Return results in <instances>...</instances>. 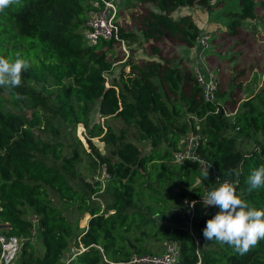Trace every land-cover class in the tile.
Segmentation results:
<instances>
[{
  "label": "trees",
  "instance_id": "obj_1",
  "mask_svg": "<svg viewBox=\"0 0 264 264\" xmlns=\"http://www.w3.org/2000/svg\"><path fill=\"white\" fill-rule=\"evenodd\" d=\"M208 1L124 4L148 5L140 17L143 37L158 42L168 36L192 48L199 38L197 25L172 13ZM229 1L236 9L225 12L230 21L222 31L237 35L245 23L256 20L258 0ZM100 5L101 0H20L0 12V56L11 60L20 53L31 64L20 87H0V232L20 241L13 264H61L67 251V264H136L133 257L160 254L171 242L178 248V264H264V239L244 255L206 240L203 229L219 208L202 204L208 191L230 181L250 207L264 209V188L249 192L247 183L251 171L264 165V84L250 94L246 86L239 104L231 90L222 100L225 91L219 87L215 100L205 101L194 68L182 56L120 62L119 41L85 40L88 15ZM119 13L118 8L120 38L138 43L137 34L122 28ZM117 62L120 74L109 82ZM231 104L235 109L230 112ZM94 109L105 119L134 126L150 149L142 152L123 127L92 123ZM55 119L72 127L73 138L61 135ZM79 123L87 130L89 152L75 134ZM191 135L198 136L196 158L177 162L176 154ZM95 137L107 153L95 147ZM84 154L107 177L97 173L85 180L79 171ZM201 160L210 164L207 179ZM227 169L235 172L226 175ZM94 193L103 204L91 197ZM59 201L87 213L86 225L80 228L69 220ZM182 205L190 211L189 226L166 219ZM34 235L41 239L40 251Z\"/></svg>",
  "mask_w": 264,
  "mask_h": 264
},
{
  "label": "rangeland",
  "instance_id": "obj_2",
  "mask_svg": "<svg viewBox=\"0 0 264 264\" xmlns=\"http://www.w3.org/2000/svg\"><path fill=\"white\" fill-rule=\"evenodd\" d=\"M125 1L120 0L118 5L121 26L126 32L137 34L139 41L136 44L132 42H126L124 45L116 43L115 47L118 57L121 58L120 62L127 59L130 62L142 64L145 61L157 60L158 57L174 61L179 56H182L185 60L189 61L194 71L197 67L201 66L206 79L212 80L216 88L219 87L225 91V95L221 97L222 100L228 98L227 91L231 90L232 98L237 104L240 103L246 93V86H250V94L253 90L258 89L264 84V0H258L256 20L245 23V28L238 29L237 35H231L222 31L227 28V24L230 21L225 12L236 9V5L234 3L231 4L229 0H225L223 6L218 5L222 0H209L208 5L196 3L192 6L178 8L172 13V17L188 16L199 29V38L192 48L181 46L178 44V41L168 36L162 37L158 42L143 37L140 17L146 13L148 5L139 2L136 7H132L126 5V3L124 4ZM152 46L156 47L158 52L152 51ZM124 47L127 49V52L124 51ZM121 65L118 62L114 65V71L109 76V82L113 78L118 79ZM128 70L129 67H125V71L127 72ZM237 83L243 87L240 88ZM232 84L235 86L234 88H232ZM234 109L235 106L231 104L228 110L231 112ZM25 112L29 114V110ZM54 122L58 124V128L64 138H73L72 127L63 125L59 119H55ZM92 123L100 124L101 126L109 123L116 130L123 127L127 131L128 139L136 143L142 152L150 149L148 141L138 139L134 126L126 125L118 118L111 117L105 119L94 109ZM80 124L76 126L75 134L81 140L83 147L89 152L90 148L87 143L88 133L86 128L84 126L82 128ZM37 132L43 137H50L47 132ZM91 140L101 154L108 152L107 147L104 146V143L98 137L91 138ZM251 146L248 147L250 148ZM79 171L87 181L91 178V174L96 175L99 173L102 175L103 173L102 168L98 170L97 167L95 169L91 167L90 158L86 154L83 155ZM51 196L54 203L58 201V197L55 194H51ZM100 203H104L103 199ZM59 205L64 207V214L69 220L77 222L80 228L86 225L89 218L87 213H80L75 206H69V203L66 202L63 204V202L59 201ZM189 214L190 211L187 205H182L173 208L170 214L171 217L166 219H172V222L178 225L189 226ZM33 241L40 251L42 249L40 237L34 235ZM68 252L70 251H67L65 255Z\"/></svg>",
  "mask_w": 264,
  "mask_h": 264
},
{
  "label": "clouds",
  "instance_id": "obj_3",
  "mask_svg": "<svg viewBox=\"0 0 264 264\" xmlns=\"http://www.w3.org/2000/svg\"><path fill=\"white\" fill-rule=\"evenodd\" d=\"M20 0H0V12L17 5ZM31 67L29 60L20 53L14 59L0 56V87L18 88L22 84V73ZM22 97L17 93V99ZM210 164L202 173L205 179L209 175ZM235 169H227L225 174L232 175ZM248 191L264 188V165L254 168L248 179ZM205 208L215 206L219 211L207 220L203 229L206 240H216L221 245L227 244L241 255L248 253L264 239V209L250 207L236 194L232 183L225 181L202 197Z\"/></svg>",
  "mask_w": 264,
  "mask_h": 264
},
{
  "label": "built area",
  "instance_id": "obj_4",
  "mask_svg": "<svg viewBox=\"0 0 264 264\" xmlns=\"http://www.w3.org/2000/svg\"><path fill=\"white\" fill-rule=\"evenodd\" d=\"M100 5L96 10L89 13L87 21L85 23L86 30L84 32L85 40L89 44L95 43L99 39L117 40L120 44H125V41L120 38L119 29L117 25V13L120 0H101ZM124 51L127 49L124 47ZM195 76L198 83L203 86V96L205 101L215 100L216 86L212 80H207L203 72L198 68L195 70ZM81 127L83 128V124ZM198 136L191 135L187 138L186 146L183 151L176 154V161L180 162L185 158H196L193 152V147L196 143ZM203 167L207 164L202 161ZM101 178L107 177L105 171H103ZM225 182V181H223ZM221 182V183H223ZM231 183L230 181H228ZM220 183V184H221ZM104 190V182L99 194ZM98 193L92 194V198L101 201ZM191 206V205H190ZM20 249V241L14 236H8L0 232V264H13L16 259L17 253ZM178 248L176 243H167L164 252L160 254H144L135 256L131 259V262L136 264H178Z\"/></svg>",
  "mask_w": 264,
  "mask_h": 264
},
{
  "label": "crops",
  "instance_id": "obj_5",
  "mask_svg": "<svg viewBox=\"0 0 264 264\" xmlns=\"http://www.w3.org/2000/svg\"><path fill=\"white\" fill-rule=\"evenodd\" d=\"M199 64V63H198ZM200 65V64H199ZM201 72H203V75H205L204 74V71H203V68L200 66V67H197ZM70 252H68V254L67 255H65L64 254V257H63V259L61 260V264H67V261H68V259H69V257H70Z\"/></svg>",
  "mask_w": 264,
  "mask_h": 264
},
{
  "label": "water",
  "instance_id": "obj_6",
  "mask_svg": "<svg viewBox=\"0 0 264 264\" xmlns=\"http://www.w3.org/2000/svg\"><path fill=\"white\" fill-rule=\"evenodd\" d=\"M1 227H4V225H1L0 228H1Z\"/></svg>",
  "mask_w": 264,
  "mask_h": 264
}]
</instances>
